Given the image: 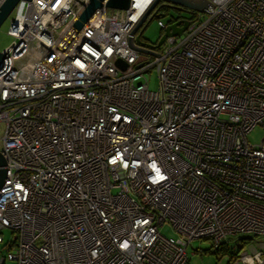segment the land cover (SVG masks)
Returning <instances> with one entry per match:
<instances>
[{"label":"built area","instance_id":"1","mask_svg":"<svg viewBox=\"0 0 264 264\" xmlns=\"http://www.w3.org/2000/svg\"><path fill=\"white\" fill-rule=\"evenodd\" d=\"M89 1L19 0L9 15L0 264H190L199 239L224 264H264V137L247 136L264 129V0H210L154 55L131 40L155 0L102 6L78 29ZM155 7L146 20L166 29Z\"/></svg>","mask_w":264,"mask_h":264},{"label":"rangeland","instance_id":"2","mask_svg":"<svg viewBox=\"0 0 264 264\" xmlns=\"http://www.w3.org/2000/svg\"><path fill=\"white\" fill-rule=\"evenodd\" d=\"M160 4H164L163 1L160 2ZM163 9V8H162ZM166 11V15L164 17H161V19L166 23L172 18H182L186 20H194L198 19L202 15V11H195L191 9H185V8H168ZM155 11L153 10L152 15L145 20L144 29L141 33L142 38H144L146 42H149L153 45H155L163 36L165 29H162L161 26L158 23V17L154 16ZM12 16V14L10 15ZM8 17L0 27V52H3V50L11 44V37L8 35V26L11 20V17ZM153 17V18H152ZM141 29V30H142ZM140 30V31H141ZM147 75V81L149 82V89L150 90H157L159 87V81H158V73L157 70L154 68L149 69L146 72ZM4 131V124L0 123V138ZM264 135V129L262 126L257 125L255 126L249 133H248V140L251 144H259L261 140L263 139ZM160 232L162 234H165L168 237H177L178 234L172 229L170 224L166 223L162 227H160ZM3 242H0V257L7 254L6 252V242L7 240H11L12 238V232L10 229L3 230ZM257 240V239H255ZM253 244H257L256 242L252 241ZM212 244L211 240L207 239H199V240H193L190 244H188L187 247V253L189 256V262L190 264H224L227 261V256L222 255L220 253L221 251H217V253H214L211 251ZM219 253V254H218ZM4 264H17V261L12 260H6Z\"/></svg>","mask_w":264,"mask_h":264},{"label":"water","instance_id":"3","mask_svg":"<svg viewBox=\"0 0 264 264\" xmlns=\"http://www.w3.org/2000/svg\"><path fill=\"white\" fill-rule=\"evenodd\" d=\"M19 0H5L0 7V27L2 23L8 18V16L12 13L13 9L15 8L16 3ZM161 1L164 2V6L167 5L170 8H185L191 9L195 11H203L205 8L213 3L210 0H155L151 8L145 13L142 18L137 23L136 27L132 30V35L136 33L141 27L142 23L146 20L148 15L151 13L150 11L153 9ZM131 1L130 0H90L88 6L83 10L80 14V17L75 22L74 26L78 29L84 27V24L91 18L94 11L102 6H107L113 9H128L130 7ZM214 6V5H213ZM165 15H161L159 17H164ZM189 21L186 19L177 20L176 23H172L167 25L165 32L161 39L155 44H151L146 41H142L141 32L137 35L136 44L134 43L133 39L131 40L132 46L136 47L141 52H147L151 54H155L156 52L153 51L151 48L159 47L163 44L164 40L166 39L167 35H178L179 33L183 32L189 25ZM5 53L0 52V62L3 61L5 57ZM118 65L125 67L126 63L123 60L118 61ZM6 166V159L4 158L2 152L0 151V189L5 184L4 180L6 178L7 170L5 169Z\"/></svg>","mask_w":264,"mask_h":264},{"label":"trees","instance_id":"4","mask_svg":"<svg viewBox=\"0 0 264 264\" xmlns=\"http://www.w3.org/2000/svg\"><path fill=\"white\" fill-rule=\"evenodd\" d=\"M156 9H157V14L156 15H166V11L165 10H168V8H170V7H168L167 5H163V4H157L156 5V7H155ZM163 8V9H162ZM153 18V17H152ZM177 18H179V17H177ZM177 18H176V20H177ZM175 18H172L171 20H169L168 22H171V21H173ZM211 251L212 252H214V253H217V251L216 250H212L211 249Z\"/></svg>","mask_w":264,"mask_h":264},{"label":"flooded vegetation","instance_id":"5","mask_svg":"<svg viewBox=\"0 0 264 264\" xmlns=\"http://www.w3.org/2000/svg\"><path fill=\"white\" fill-rule=\"evenodd\" d=\"M172 9H173V8H172ZM180 19H182V18H177V20H180ZM177 20H176V18H175L173 21H171V22H167V23H168V25H169V24H172V23H176ZM141 39H142V41L145 40L144 38H141Z\"/></svg>","mask_w":264,"mask_h":264}]
</instances>
